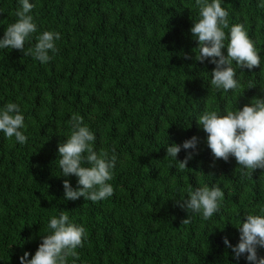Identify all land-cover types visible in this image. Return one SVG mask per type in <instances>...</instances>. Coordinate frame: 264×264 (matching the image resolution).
Segmentation results:
<instances>
[{
  "label": "trees",
  "instance_id": "1",
  "mask_svg": "<svg viewBox=\"0 0 264 264\" xmlns=\"http://www.w3.org/2000/svg\"><path fill=\"white\" fill-rule=\"evenodd\" d=\"M29 2L38 30L25 51L44 31L61 35L46 64L0 49V108L20 106L27 137L20 144L0 132V264H20L26 251L31 259L61 211L87 230L79 258L68 264H251L246 255L236 260L223 238L237 245L242 216L264 214V169L242 177L235 157L210 167L214 157L197 119L264 98V0H221L230 26L244 24L261 57L260 67L237 68L239 87L227 92L211 85L215 65L194 59L195 0ZM19 7V0H0V38ZM76 113L96 136L95 151L111 156L115 149L114 194L98 202L64 199L63 181L76 188L78 178L63 177L58 145ZM193 136L197 150H181L178 161L189 152L193 159L180 171L166 149ZM204 185L225 193L209 220L176 204ZM257 254L264 258V247Z\"/></svg>",
  "mask_w": 264,
  "mask_h": 264
},
{
  "label": "clouds",
  "instance_id": "2",
  "mask_svg": "<svg viewBox=\"0 0 264 264\" xmlns=\"http://www.w3.org/2000/svg\"><path fill=\"white\" fill-rule=\"evenodd\" d=\"M199 9V19L190 29L198 41L199 53L195 61L204 63L206 60L215 65L212 71L211 85L225 92L239 87L237 68L251 70L261 66V57L255 42L251 39L244 24L230 26L229 12L222 7L221 0H195ZM20 7L16 10L17 20L9 25L0 38V49H16L24 52L41 63L52 60L49 54L57 51L56 41L60 33L44 31L36 37V44L25 51V42L37 32V24L31 15L34 4L29 0H19ZM264 8V2L258 4ZM228 29V32H225ZM225 41H228L225 44ZM227 48V56L223 49ZM184 59H191L184 54ZM211 58V59H209ZM233 62L236 68L233 67ZM24 115L20 106L9 102L0 108V132L7 138H15L20 144H25L27 137L20 129L24 127ZM71 132L66 141L58 145L59 167L63 177L76 176L77 187L73 188L70 181H63L64 199L75 201L81 197L84 200L98 202L114 194L113 186L108 181L113 179V169L116 164L115 149L113 155L101 150L99 153L92 147L96 136L84 124V118L76 113L71 117ZM197 123L207 134V146L214 160L210 167H215V160L225 162L235 157L241 166L242 177H250L256 169H264V98L254 97L250 104L242 109H227L224 114L216 110H205L197 119ZM198 137L193 136L182 144L172 143L167 147V157L177 160L181 150L192 149L196 152ZM189 152L182 161H178V170L184 171L188 162L193 159ZM87 165V166H85ZM213 175V173H209ZM225 196L219 185L209 187L204 185L188 190V198L176 204L192 213H199L203 219L209 220L220 212L221 202ZM264 213V209L260 210ZM191 222L190 217L182 224ZM237 245L233 246L227 237L223 238L226 247L231 248L234 258L239 260L246 255L251 264H264V258H258L257 248L264 247V214H247L242 216ZM50 234L41 236L42 242L36 252L28 259L30 253L24 252L20 264H68L69 257L78 259V248L84 246L87 230L70 220L66 211L53 216L48 224ZM75 259L73 264H75Z\"/></svg>",
  "mask_w": 264,
  "mask_h": 264
}]
</instances>
